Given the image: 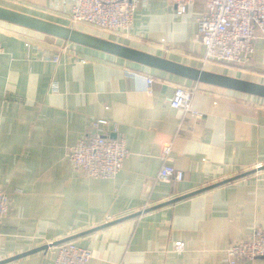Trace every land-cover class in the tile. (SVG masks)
<instances>
[{"label":"crops","instance_id":"crops-1","mask_svg":"<svg viewBox=\"0 0 264 264\" xmlns=\"http://www.w3.org/2000/svg\"><path fill=\"white\" fill-rule=\"evenodd\" d=\"M67 4L0 0L2 8L71 28ZM204 11L196 2L177 17L169 0H148L126 37L101 38L232 76L203 63L196 19ZM0 44V188L10 199L0 225V262L72 238L68 242L91 250L88 264H228L232 244L255 226L264 231V170L258 171L264 167V99L75 44L58 63L44 62L41 52L55 53L64 42L3 21ZM254 48L251 62L232 77L264 85V41ZM146 77L153 80L149 94ZM179 85L196 86L190 106L198 116L169 107ZM94 119L106 120V134L122 137L129 153L112 178H86L67 159ZM165 144L171 145L167 163L183 172L181 182L155 180L166 163ZM176 242L184 252L174 251ZM52 260L49 248L5 264ZM236 264H264V258Z\"/></svg>","mask_w":264,"mask_h":264},{"label":"built area","instance_id":"built-area-1","mask_svg":"<svg viewBox=\"0 0 264 264\" xmlns=\"http://www.w3.org/2000/svg\"><path fill=\"white\" fill-rule=\"evenodd\" d=\"M148 0H68L66 16L71 28L89 26L107 35L119 38L127 36L136 10ZM177 17L183 16L187 8L203 2L205 11L196 19L197 38L204 48L203 63L223 66L229 70H241L249 64L254 55V46L264 41V0H169ZM66 43L52 53L41 52L40 60L58 63L62 55L69 53ZM27 51L31 50L25 44ZM4 50L0 44V56ZM149 94L152 78H144ZM52 90L56 85L52 84ZM196 86H176L168 105L194 116L199 113L190 106ZM107 121L91 120L88 130L76 144L68 148L67 159L72 170L93 180L114 177L128 158V151L122 137L111 138L106 134ZM171 145L162 146V159L166 163L156 176L159 183L181 182L183 172L167 163ZM9 196L0 188V225L6 217ZM53 260L51 264H88L93 255L91 250L77 246L74 242H65L50 248ZM174 251H185L184 244L176 242ZM226 262L236 264L264 258V231L257 226L251 229L246 239L232 244L225 251Z\"/></svg>","mask_w":264,"mask_h":264},{"label":"water","instance_id":"water-1","mask_svg":"<svg viewBox=\"0 0 264 264\" xmlns=\"http://www.w3.org/2000/svg\"><path fill=\"white\" fill-rule=\"evenodd\" d=\"M0 21L19 26L58 40H61L66 43H71L75 45H79L85 48H89L92 50H96L111 56H115L117 58H121L139 65H142L147 68L155 69L158 71H162L179 78H183L185 80H189L194 83L205 84L209 86H213L216 88L237 92L257 98L264 99V85L259 83H254L251 81L239 79L236 77L228 76L225 74L215 73L206 71L203 69H198L194 67H190L184 64H180L166 58L158 57L143 51L135 50L130 47L118 44L116 42L88 34L76 29H72L66 26L58 25L56 23L48 22L45 20H41L35 17H31L19 12H15L12 10H8L0 7ZM264 170V167L258 168V171ZM252 172L245 173L240 175L234 179L227 180L220 184H216L212 187L205 188L194 193L179 197L174 199L167 204H174L186 198H189L198 193L207 191L216 186L226 184L236 179L243 178ZM155 208L146 210L145 212L151 211ZM137 216V215H136ZM109 225V224H108ZM72 238L51 243L49 245H45L43 247L37 248L30 252H26L24 254H20L13 258L4 260L0 262V264H5L8 262H12L18 260L20 258L26 257L28 255L34 254L40 251H46L51 247L60 245L62 243L71 241Z\"/></svg>","mask_w":264,"mask_h":264},{"label":"rangeland","instance_id":"rangeland-1","mask_svg":"<svg viewBox=\"0 0 264 264\" xmlns=\"http://www.w3.org/2000/svg\"><path fill=\"white\" fill-rule=\"evenodd\" d=\"M80 31H85V32H88L92 35H95V36H98V37H105L106 34L103 33V32H100V31H97L95 30L94 28L92 27H89V26H80V27H77ZM212 69L214 71H219V72H223V73H228L229 75H236L237 73H235L237 70H229V69H225L223 66H218V65H212Z\"/></svg>","mask_w":264,"mask_h":264}]
</instances>
